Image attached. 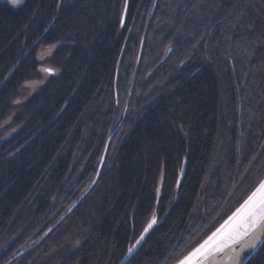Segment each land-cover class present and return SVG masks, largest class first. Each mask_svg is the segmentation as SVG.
<instances>
[{
  "label": "trees",
  "instance_id": "obj_1",
  "mask_svg": "<svg viewBox=\"0 0 264 264\" xmlns=\"http://www.w3.org/2000/svg\"><path fill=\"white\" fill-rule=\"evenodd\" d=\"M263 179L264 0H0V264H119L152 214L125 264H175Z\"/></svg>",
  "mask_w": 264,
  "mask_h": 264
},
{
  "label": "snow or ice",
  "instance_id": "obj_2",
  "mask_svg": "<svg viewBox=\"0 0 264 264\" xmlns=\"http://www.w3.org/2000/svg\"><path fill=\"white\" fill-rule=\"evenodd\" d=\"M13 6L19 0H10ZM233 222L230 227L225 228L229 222ZM221 228L212 233L197 248L193 249L186 257L178 261V264H205L210 258L218 254H224L226 249L231 250L228 259L234 264H242L241 252L246 248L255 249L260 242V235L264 233V181L252 191L241 206L229 217ZM151 227V225H149ZM148 229H145L147 232ZM241 241L245 243L241 244ZM139 243V242H138ZM240 245V250L236 246ZM131 252V249H129Z\"/></svg>",
  "mask_w": 264,
  "mask_h": 264
},
{
  "label": "water",
  "instance_id": "obj_3",
  "mask_svg": "<svg viewBox=\"0 0 264 264\" xmlns=\"http://www.w3.org/2000/svg\"><path fill=\"white\" fill-rule=\"evenodd\" d=\"M125 14H126V7L124 8V11H123V15H122V23H123V20H124V18H125ZM47 72H49V73H51V71L50 70H47ZM116 130H117V128H116ZM112 136V135H111ZM111 136H110V138H111ZM109 138V139H110ZM106 148H107V146H106ZM104 154H105V152H104ZM104 154H103V157H102V159H101V163H100V167H99V169H98V172H97V174H96V176H95V178H94V180L92 181V183H91V185L88 187V189L85 191V193L78 199V201H76V203L71 207V209L70 210H72V208L79 202V200L82 198V197H84L86 194H87V192L91 189V187L95 184V182H96V180H97V177H98V174H99V170H100V168H101V164H102V162H103V160H104ZM181 179H182V173L179 175V178H178V184L180 183V181H181ZM262 181H264V179L262 180ZM260 184V183H259ZM258 184V185H259ZM255 190V189H254ZM253 190V191H254ZM247 199V198H246ZM244 202V201H243ZM242 202V203H243ZM241 203V204H242ZM241 204L221 223V224H219L218 225V227L217 228H215L204 240H206L209 236H211L212 235V233L213 232H215L217 229H219V228H221V226L222 225H225V222L226 221H229V217H231L232 215H233V213L234 212H236V210L241 206ZM69 210V211H70ZM68 211V212H69ZM233 222H229V224L228 225H225V228H228V227H230L231 226V224H232ZM147 233V232H146ZM146 233H143L139 238H138V240L134 243V245L130 248L131 249V252L130 251H128L127 253H126V255L124 256V258L120 261V263L119 264H125L128 260H129V258L133 255V253L136 251V249L139 247V245H140V243L143 241V239H144V237L146 236ZM203 240V241H204ZM203 241H201L195 248H197ZM139 242V243H138ZM243 243H245V241H241V244H243ZM264 243V233H261V235H260V242L256 245V247H255V249H252V248H246L243 252H241V259H242V264H246L251 258H252V256L257 252V250L260 248V246L262 245ZM32 246H34V245H32ZM32 246H30V247H28V248H26V249H24L23 251H21L20 253H18V254H16L15 256H13L12 258H10L5 264H10L12 261H14L15 259H17V258H19L20 256H22L26 251H28ZM195 248H193V249H195ZM192 249V250H193ZM192 250L190 251V252H192ZM236 250L237 251H239L240 250V245H237L236 246ZM189 252V253H190ZM189 253H187L185 256H183L182 258H184V257H186ZM231 254V250H229V249H226L225 250V253L224 254H218L216 257H214V258H210V264H234V262L233 261H230L227 257H228V255H230ZM181 258V259H182ZM180 259V260H181ZM179 260V261H180ZM175 264H178V262H176ZM193 264H198V262H193ZM205 264H209V261H206L205 262Z\"/></svg>",
  "mask_w": 264,
  "mask_h": 264
},
{
  "label": "rangeland",
  "instance_id": "obj_4",
  "mask_svg": "<svg viewBox=\"0 0 264 264\" xmlns=\"http://www.w3.org/2000/svg\"><path fill=\"white\" fill-rule=\"evenodd\" d=\"M8 2H10V0H7ZM11 3V2H10ZM19 3H20V0H19ZM12 4V3H11ZM13 5V4H12ZM43 70H52V69H50L49 67H43ZM34 89H35V86L34 85H32V84H28L27 86H26V88H25V91H24V96H22V99L23 98H27V97H29L32 93H33V91H34ZM9 121V120H8ZM8 121L6 122V123H8ZM157 222H158V220H157V216L155 215V214H152L151 215V217H150V219H149V221H148V223H147V225H146V227H145V229L147 228L148 229V231H147V233L145 232V230H144V232L143 233H146V235L151 231V229H153V227L157 224ZM149 225H151V227H149ZM142 233V234H143ZM145 238V237H144ZM141 244V243H140ZM189 253V252H188Z\"/></svg>",
  "mask_w": 264,
  "mask_h": 264
}]
</instances>
